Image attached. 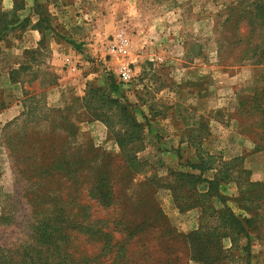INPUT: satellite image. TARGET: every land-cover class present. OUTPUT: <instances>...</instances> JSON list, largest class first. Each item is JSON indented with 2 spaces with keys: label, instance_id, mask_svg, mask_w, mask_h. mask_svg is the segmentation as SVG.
<instances>
[{
  "label": "rangeland",
  "instance_id": "obj_1",
  "mask_svg": "<svg viewBox=\"0 0 264 264\" xmlns=\"http://www.w3.org/2000/svg\"><path fill=\"white\" fill-rule=\"evenodd\" d=\"M3 29L1 247L65 264L68 234L87 264H264V0H0ZM200 157L229 161L225 205L196 196ZM38 218L59 240L36 241Z\"/></svg>",
  "mask_w": 264,
  "mask_h": 264
},
{
  "label": "trees",
  "instance_id": "obj_2",
  "mask_svg": "<svg viewBox=\"0 0 264 264\" xmlns=\"http://www.w3.org/2000/svg\"><path fill=\"white\" fill-rule=\"evenodd\" d=\"M250 12H248L246 15L248 17H250ZM256 14L254 15L255 18ZM261 16V15H260ZM263 16V13H262ZM249 20H252L249 19ZM41 19H39L38 22H40ZM252 23V22H251ZM36 28L38 31L40 30L37 26L34 27ZM255 30V26H253L251 24V28H250V32H253ZM6 29H3L2 31H0V33L5 32ZM2 35L0 34V37ZM208 156V155H207ZM181 156H179V159L181 160ZM208 158H210L208 156ZM215 158V156H211V160ZM187 167H190L192 172L198 171V174H186V176L190 179L193 180V185H201V184H207V191L205 193H200L198 192L196 196L202 198V199H206V198H210L212 195H216V197L218 198L220 203H223L225 205V203H227L226 201V197L224 195L221 194V186H223L226 183H229L228 179L226 176L227 171L224 169V165L225 163H229L228 162H223L221 165V167H217L214 164L212 165L211 163H207L205 161V159H203V157H200V160L198 159V162L196 161H185ZM208 172H213L211 174L210 177H206ZM192 182V181H191ZM209 200V199H208ZM207 200V201H208ZM195 207H199L202 209V214H205L206 211V205L202 202H196ZM227 210H229L227 207H225ZM210 210V207L208 208ZM231 216L232 222L233 223H240L237 220V217L235 215H233L230 211V213H228ZM50 228V231L52 229L51 225H47L45 223H42V221L38 218V220L36 221V225L33 226L34 232L37 235L36 237V241H43L44 245H49L51 244V242H55L56 240H59L58 238L52 237V235H49L45 230L47 227ZM60 229V232H64L65 229H67V225L62 226ZM239 233H246V231L244 229H240ZM62 235V234H61ZM39 237V238H38ZM48 237H50V239H48ZM68 234L66 235H62L60 241H63L62 243H58L55 244L56 249H58V253L56 254L58 256V254L65 256L64 258H66L65 264H67V262H69V264H87L86 260L88 261V258H83L86 257L85 255H81V253H73V251H71L70 248L67 249V246L69 247L68 244ZM54 239V240H53ZM53 240V241H51ZM43 247V245H42ZM41 247V248H42ZM34 248V246H29V247H21V249H23L26 253L31 252V250ZM37 248V247H36ZM65 250V251H64ZM65 252V253H64ZM23 253V252H22ZM20 253V248L18 247V249L14 250L11 247H1L0 246V264H20L21 261V257H23V254ZM41 253V252H40Z\"/></svg>",
  "mask_w": 264,
  "mask_h": 264
},
{
  "label": "crops",
  "instance_id": "obj_3",
  "mask_svg": "<svg viewBox=\"0 0 264 264\" xmlns=\"http://www.w3.org/2000/svg\"><path fill=\"white\" fill-rule=\"evenodd\" d=\"M37 34H39V33L37 32ZM114 60H115V58L113 57V59L111 60L110 64H113L114 65L115 64L114 63L115 62Z\"/></svg>",
  "mask_w": 264,
  "mask_h": 264
}]
</instances>
